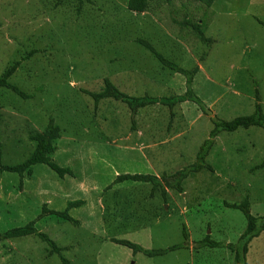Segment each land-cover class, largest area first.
<instances>
[{"label": "rangeland", "instance_id": "1", "mask_svg": "<svg viewBox=\"0 0 264 264\" xmlns=\"http://www.w3.org/2000/svg\"><path fill=\"white\" fill-rule=\"evenodd\" d=\"M39 1L30 0L35 10L27 11L26 19L12 0H0V76L20 62L9 83L30 96L21 100L0 90L3 153L11 163L23 162L34 145L27 139L28 130L41 132L52 119L63 131L52 158L58 166L72 168L77 179L70 180L65 191L58 182L57 186L54 184L53 176L41 177L40 169L51 173L48 168L36 166V182H28L26 188L19 190L16 178L0 175V231L23 225L37 214V210H27L29 205H52L51 198L56 196L53 207H62L60 201L73 199L86 204L73 211V215L78 213V226L52 221L38 224L58 247L67 249L62 256L72 264H233V254L228 250L201 248L197 244L206 235L225 246L237 244L246 222L239 211L227 208L225 203L239 204L248 197L251 215L264 218V168L254 170L264 159V131L239 129L219 135L205 161L211 170L191 174L181 183L182 194L166 189V203L160 191L148 199L149 185L128 182L114 186L116 190L107 195L117 192L116 201L108 204V212L124 213L121 218L105 216L102 220L98 214L104 210V201L99 198L94 204L90 187L101 195L105 185L117 175L172 176L195 163L212 127L208 119L231 121L252 115L256 88L264 106V0H215L207 13L210 19L206 34L215 43L210 48L201 45L202 50L211 49L209 58L201 63L171 26L163 30L151 14L137 24L139 33L151 32L157 52L166 54V50L171 55L176 50L172 58L179 66L199 63L196 95L204 105L215 101L207 106L210 114L201 118L190 107L189 111L181 108L190 126L167 143H163L156 127V144L136 143L134 147L129 145L151 128L156 106L140 109L132 118L121 103L103 100L95 106L85 92H101L106 78L120 92L135 97L179 94L176 86L185 84L174 76L166 77L168 81L158 75L155 78L156 62L151 55L133 46L122 49L107 39L117 27V21L112 27L113 21L108 18L109 0H92V6L82 8L80 17H76L78 2L72 5L70 0H62L55 12L44 14L57 0ZM113 1L119 10H124L126 0ZM183 5L193 13L192 0L173 1L175 10L180 11ZM196 15L201 17L202 13ZM25 55L27 60L21 61ZM162 119V115L157 116L155 123L163 124ZM133 123L137 139L129 132ZM15 139L17 145L10 149ZM141 141L145 143L144 139ZM90 173L94 178L88 177ZM48 186L50 191L45 189ZM132 205H137L135 216L129 214ZM80 213L88 218V223L84 224ZM96 216L99 223L90 219ZM183 227L188 235L186 241ZM113 240L127 241L147 251L178 245L184 248L147 257L116 245ZM0 244H4L0 246V263L10 252L24 264H60L56 255L47 258L49 248L35 238ZM245 264H264V233L249 243Z\"/></svg>", "mask_w": 264, "mask_h": 264}, {"label": "trees", "instance_id": "2", "mask_svg": "<svg viewBox=\"0 0 264 264\" xmlns=\"http://www.w3.org/2000/svg\"><path fill=\"white\" fill-rule=\"evenodd\" d=\"M61 1L62 0H57L55 5L52 4L51 9L49 11H44V14L45 12L50 11L55 12V9H58L57 6L60 4ZM109 1L111 14L108 16V18L112 19L113 21L111 22L112 27L115 26L113 25V23L117 21V27L115 26V29H112L110 31V37L108 35L107 39H111L112 43L116 42V44L119 45L122 49L127 47L130 48L131 46H133L140 48L143 50V52H146L151 55L156 62V68L154 70L155 78L158 75L161 76L162 81H168L169 77L174 76L175 78H178L180 81H182L185 85H177L176 90L179 91V94L171 93V95L167 97H135L120 92L110 82L109 78H106L103 81L104 87L101 92L96 94L85 92V95H88L93 100L95 106H97V104L103 100H111L114 102L121 103L125 108L129 110L132 118L138 114V110L146 108L150 109L156 106V110L153 111L155 112V116L152 118V123H150V129L154 131H149L150 129H146L144 135H141L142 137H139L138 140L135 133V123H133L131 131L129 132L134 134L137 140L136 142H133L132 144L128 143L127 145L131 144L129 145L130 147L133 145L137 146V144H156V133L158 134V132L154 133L156 127V129L159 131L160 135H162L164 139L163 143H167V141L173 139L179 133H183L186 128L190 126V124H188L186 121V119L188 120V118H186V116L182 114L181 108H186L189 111L188 107H190L191 112H193L194 110L193 113L196 114V116L198 115V117L200 116V118L205 117L207 113L210 114V111L207 110V106L209 105V103L214 102L215 99L209 102L207 105H204L205 103L203 102V100L196 95V79L197 75H199L201 72L198 65L199 63H188L186 67L179 66V64L172 58V55L175 53L176 50L171 53V55L166 50H164L166 54L161 53L160 51L157 52L154 46L155 44L151 42V32L148 30L139 33L137 24H140L146 17H148L147 14H151L156 19L155 24L160 26V28H162L163 30L171 26L172 32L176 31L175 33H177V38L181 42H185L188 44L194 56L198 58L197 62L201 63L209 58L211 50H202L201 45L205 48H210L215 43L212 38L207 37L206 35L209 31L208 26L210 19L207 13L212 7L215 0H192V2L194 3L193 13L190 12L185 7V5L180 8V11L175 10L173 8V1L175 0H126V5L124 8L125 11L119 10L113 0ZM73 2H78V7L76 9V17H80L81 13L87 5L92 6V0H70V3L72 5ZM12 3L17 7H21L22 12L24 14V18L26 19L28 17V14L25 13L31 9L35 10L31 8L30 0H12ZM197 13H202V16L198 17L196 15ZM153 29H156L155 25L153 26ZM176 49H179V45ZM32 54V52L29 53V56H31ZM26 56L27 55L23 56L21 58V61L27 60ZM20 65V62H15L9 68H7L6 71L3 72V74L0 76V90H7L13 93L15 96H18L21 100H28L30 96L24 94L16 86L9 83V80L18 70ZM148 75L150 78L152 77L150 74ZM254 85L256 86L255 83ZM161 115L164 118L162 119V123L164 124V126H162L163 124L159 125L155 123L157 116ZM208 120L212 127L211 129H209L207 139L201 144L197 152L195 163L192 164L190 167H187L182 171L173 174L172 176L162 175L158 177L154 174L117 175L110 184L107 183L105 185L101 195L98 193V190H95V187H90V190L92 191L93 195V203L97 204L99 198H102L103 201L106 203L105 206L103 202L104 210L101 212L102 214H98L100 218H102V220H105V216L107 218L108 216L112 218H121V214L125 215L124 213L116 214L108 212V204L111 201H116L117 195L115 194L117 192H115L113 196L107 195L112 194V191L116 190L114 186L123 185L124 183L128 182L149 185L151 186V193L148 195V199L153 198L154 193L160 191L162 200L164 201V203H166V189L182 194L183 191L181 188V183L185 179H187L191 174L199 173L204 169L211 170L210 167L206 165L205 161L208 157L209 151L213 147L214 142L219 137V135L223 133H234L239 129L248 130L251 128H256L264 131V106L261 103L259 90L257 88L255 90V105L254 112L252 115L238 117L231 121L218 120L217 117L215 119ZM62 133L63 131L54 124V121L52 119L48 122V124L41 132H33L31 130H28L27 139L29 140V142H32L34 144L33 149L23 162L17 164L11 163L9 160H6V154L3 153L5 146L1 141L2 138L0 137V175H12L11 177L16 178L17 188L20 190L26 188L25 186L28 184V182H30L29 184L36 182V179L34 178L35 173L37 174V171L35 169L36 166H45L54 175L44 169H40L43 171L41 173V177L43 174L48 175V177L53 176L52 180H54V184L58 182V184H61L62 188L67 191L69 187L67 183H69L70 180L77 179V176L74 171H72L73 169L70 168L68 165L58 166V164L52 158L57 151L56 142L60 139ZM145 136L150 137L151 139L148 140L145 138ZM142 139L145 140V143L141 141ZM17 141V139L13 140L10 149H13L15 144L17 145ZM124 148L126 150V147ZM13 152L16 153L15 151ZM263 168L264 159L261 163L255 166L254 170H259ZM88 169L90 170V167H88ZM88 177L94 178L93 173H90ZM52 180L50 179V181ZM49 188L50 186L45 187V189L48 190ZM53 197L51 198V200L53 201L52 205H48L47 203H41L39 206L36 205V208H31L29 205V209L27 210H37V214L34 217L31 216L27 220V222H25L21 226H12L11 228L4 230L3 232L0 231V243L22 238H35L42 244H45L47 248H49L46 251L47 258L56 255L60 259V264H72L70 261H68L62 256V252L66 251L67 249L58 247L54 240L48 234L42 232L38 228V224H40L41 222L45 223L44 221H52L55 223L66 222L73 226H78L80 225V223L76 220V216H78V213H75L73 215V211L84 207L86 204L85 201L73 199L68 200L64 203L63 201H60L62 202V207H53V204L57 202V200H55V198ZM224 205L227 208L239 211L245 219L246 228L241 237H239L237 244H228L225 246L222 242L213 241L211 239V235H206V237L199 244H197V246L214 250H228L230 254H233V264H245V255L248 252L249 243L253 239L258 238L262 233H264V218L251 215L249 211L250 203L248 197H245V199L239 204L225 203ZM136 206L137 205H132L129 207V214H132V216L137 215ZM79 216H82V213H80ZM81 218L82 220H84V224L88 223V218L85 215H83ZM90 219L96 220V222L99 223L98 216H96L95 219ZM92 224H95V222H92ZM182 236L184 241L188 239V235L184 227L182 230ZM112 242L116 245L130 249L133 253H141L147 257L161 256L166 254L167 252H173L175 250L184 248L183 245H178L172 246L171 248L166 250L147 251L127 241L113 240ZM0 246H4V244H0ZM16 259L17 258L15 254L12 253L11 255V253L9 252L5 255V259L3 258L4 261L0 264H24V262L20 259L18 261Z\"/></svg>", "mask_w": 264, "mask_h": 264}, {"label": "crops", "instance_id": "3", "mask_svg": "<svg viewBox=\"0 0 264 264\" xmlns=\"http://www.w3.org/2000/svg\"><path fill=\"white\" fill-rule=\"evenodd\" d=\"M131 147V146H130ZM132 147H134V145L132 146ZM130 150V149H129ZM130 152H131V150H130ZM136 152V151H135ZM140 153L141 152H139V150L137 151V154H139L140 155ZM141 158H142V156H141ZM157 176V175H156Z\"/></svg>", "mask_w": 264, "mask_h": 264}, {"label": "clouds", "instance_id": "4", "mask_svg": "<svg viewBox=\"0 0 264 264\" xmlns=\"http://www.w3.org/2000/svg\"><path fill=\"white\" fill-rule=\"evenodd\" d=\"M13 11V10H12Z\"/></svg>", "mask_w": 264, "mask_h": 264}]
</instances>
